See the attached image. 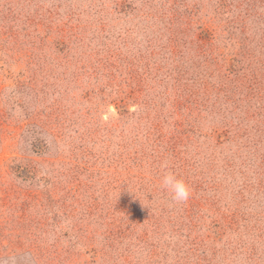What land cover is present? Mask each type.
<instances>
[{"label": "rangeland", "instance_id": "1", "mask_svg": "<svg viewBox=\"0 0 264 264\" xmlns=\"http://www.w3.org/2000/svg\"><path fill=\"white\" fill-rule=\"evenodd\" d=\"M0 264H264V0H0Z\"/></svg>", "mask_w": 264, "mask_h": 264}, {"label": "clouds", "instance_id": "2", "mask_svg": "<svg viewBox=\"0 0 264 264\" xmlns=\"http://www.w3.org/2000/svg\"><path fill=\"white\" fill-rule=\"evenodd\" d=\"M165 169L168 168L167 164L162 165ZM161 187L168 191L171 199L176 203L186 202L191 194V190L187 183L176 176L174 172L168 170L162 177Z\"/></svg>", "mask_w": 264, "mask_h": 264}]
</instances>
